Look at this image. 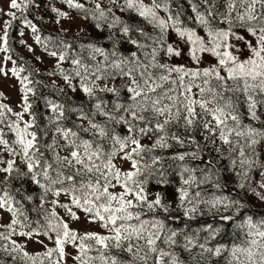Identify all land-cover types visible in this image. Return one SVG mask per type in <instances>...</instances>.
Wrapping results in <instances>:
<instances>
[{"label": "snow or ice", "instance_id": "obj_1", "mask_svg": "<svg viewBox=\"0 0 264 264\" xmlns=\"http://www.w3.org/2000/svg\"><path fill=\"white\" fill-rule=\"evenodd\" d=\"M46 7L55 35L30 18L39 0L0 5V77L19 94L0 91V264H264V216L225 192L227 173L264 203V0ZM73 13L106 44L68 39ZM16 23L54 61L50 94L14 58Z\"/></svg>", "mask_w": 264, "mask_h": 264}, {"label": "rangeland", "instance_id": "obj_2", "mask_svg": "<svg viewBox=\"0 0 264 264\" xmlns=\"http://www.w3.org/2000/svg\"><path fill=\"white\" fill-rule=\"evenodd\" d=\"M48 0H39L40 8L39 9H32L30 13V18L34 20L38 24V26L41 29V32L43 35H55L57 34V25L55 24V16L53 13H51L48 8L46 7ZM0 5H3L5 8L7 7V0H0ZM58 7H62L59 3L57 4ZM43 17V20H40L39 17ZM74 19L72 21H64L63 26L65 28L69 29V32L67 34V38L71 39L80 28L86 29V33H82L80 36L81 41H89V40H97L102 44H106V42L103 40V33L97 32L91 23H87L83 20H81L79 17H75V13H73ZM21 28V25L19 23H16L14 25V29L11 32L10 37V44L15 52H17L19 58H23V60L27 61L32 67L39 69L40 75L36 77V79L42 80L45 84L49 85V90H51V84H50V78L46 75L47 71H50L52 69V66L54 64V61L52 58L48 57L46 54L43 53L42 49L35 45L28 29H24L25 36L23 39L27 41L28 44H31L33 48L35 49V54L30 53L27 48L24 45H21L19 43V40L21 37L18 34V30ZM127 47V46H125ZM35 56L42 57V62H38L35 59ZM15 58V56H14ZM182 62V61H177ZM11 66V65H9ZM0 91H2L8 98V102L15 107L16 104L19 101V94L16 87V81L14 79H5L3 77H0ZM42 91V89H40ZM77 99H82V97H77ZM226 161H221V166L225 165ZM173 183L178 182V178L176 177L174 170H172V174L169 177ZM232 177L228 176L227 173H225V182L227 184V187L225 189V192L228 194H232L233 196L237 198H243L247 201L249 207L247 209L248 213L255 216H264V203H261L258 201L254 196L245 193L241 190L235 189L234 184L232 183ZM258 179V177H257ZM152 191H165L168 193V198L172 199L173 191L174 189L172 187L168 188H158L157 186L153 185L151 188ZM5 219L7 217L5 216ZM204 221L211 222L209 217L202 218L201 221L193 222V228H195L199 223H202ZM73 227L79 228L82 231L83 230H91V231H100L98 226L88 224L87 222L81 221L79 223H74L72 225ZM231 239V233L225 235L224 240L228 241ZM28 250L30 252L35 251H42L40 245L36 243L30 242L28 245Z\"/></svg>", "mask_w": 264, "mask_h": 264}, {"label": "trees", "instance_id": "obj_3", "mask_svg": "<svg viewBox=\"0 0 264 264\" xmlns=\"http://www.w3.org/2000/svg\"><path fill=\"white\" fill-rule=\"evenodd\" d=\"M14 50V49H13ZM14 56L15 58H19L20 55L17 54V52L14 51ZM45 84V83H44ZM42 89V92L44 94H50L51 93V90H49V88H41Z\"/></svg>", "mask_w": 264, "mask_h": 264}]
</instances>
